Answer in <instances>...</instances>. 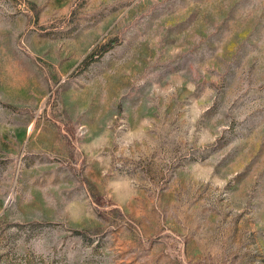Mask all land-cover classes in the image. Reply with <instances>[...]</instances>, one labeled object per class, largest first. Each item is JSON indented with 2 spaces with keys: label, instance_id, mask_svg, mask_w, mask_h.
Here are the masks:
<instances>
[{
  "label": "rangeland",
  "instance_id": "374dc122",
  "mask_svg": "<svg viewBox=\"0 0 264 264\" xmlns=\"http://www.w3.org/2000/svg\"><path fill=\"white\" fill-rule=\"evenodd\" d=\"M0 264H264V0H0Z\"/></svg>",
  "mask_w": 264,
  "mask_h": 264
},
{
  "label": "trees",
  "instance_id": "16d2710c",
  "mask_svg": "<svg viewBox=\"0 0 264 264\" xmlns=\"http://www.w3.org/2000/svg\"><path fill=\"white\" fill-rule=\"evenodd\" d=\"M83 63L86 64V60Z\"/></svg>",
  "mask_w": 264,
  "mask_h": 264
}]
</instances>
